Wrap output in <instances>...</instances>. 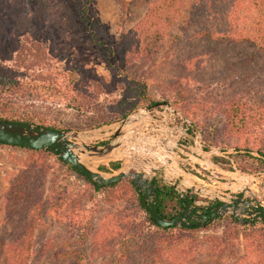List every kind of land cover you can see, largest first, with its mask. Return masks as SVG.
<instances>
[{"label":"rangeland","instance_id":"1","mask_svg":"<svg viewBox=\"0 0 264 264\" xmlns=\"http://www.w3.org/2000/svg\"><path fill=\"white\" fill-rule=\"evenodd\" d=\"M1 1L0 22L4 24L1 28L0 58H3L10 43L7 35L18 31L20 36L23 34L41 44L47 63L52 67L75 69L91 81L93 89L91 105H87L82 113L67 108L63 101H47L35 94H31V97H10L8 106L19 107L45 122H56L69 128L62 131L84 133L94 130L99 137L88 138L87 143L106 144L110 140L107 126L124 119L112 121L110 108L127 95L116 77L118 72L106 66L97 48L89 42L70 1ZM157 1L124 0L123 6L119 0H95L94 10L99 20L118 38L132 33L149 8L157 10L158 6L163 5ZM257 1L264 4V0ZM252 3V0H238L231 19L246 34L259 36L264 41V8L260 6L254 9ZM214 8L217 14L224 13L221 1L215 3ZM200 14L204 15V19L197 16L196 19L202 23L194 28L204 26L203 20L207 14L204 11ZM214 20L217 30L226 32L224 18L218 16ZM154 24L147 34L153 40H160L165 45L178 35L175 26L164 29V25L161 28L160 24ZM136 33L140 34L139 28ZM184 36L177 40L168 55L164 56L159 49L158 57L163 55L165 58L156 66L133 60L134 57L130 58L129 54L116 58L117 64L131 78L147 75L148 92L155 102L148 106L140 105L129 115L154 104L166 103V106L157 107L129 129L118 153L126 152L124 169L129 174L141 173L166 185H170L168 181L180 180L185 189L191 186L203 189V194L191 195L196 197L192 204L194 207L218 204L214 198L222 194L227 198L241 195L252 204L264 206V171L244 172L239 167L244 158H238L245 154L260 158L257 151L264 150V53L256 54L250 65L243 66L240 64L253 52L250 45H218L207 53L212 59L205 71L192 72L195 81L191 86L186 87L182 83L178 89L171 88L173 81L184 75L182 63L185 57L204 52L198 43L190 48ZM13 38L20 39L18 36ZM2 40L6 41L3 43ZM148 42L153 43L152 40ZM128 59L131 62L124 66ZM1 64L11 66L12 63L1 61ZM234 65L238 66L233 69ZM34 71L45 75L43 83L53 76L46 74V68L34 67ZM163 96L169 98L170 102L165 101ZM100 115L107 123L97 128L91 127ZM228 125L234 126V131L229 130ZM235 126L244 129L234 133ZM43 156L49 173L44 200L32 214L29 264H156L152 262L150 254L156 249L167 248L164 241L168 238L148 224L132 188H124L121 194L116 195L93 192L53 154ZM27 158L26 150L0 147V234L17 226L7 218L3 196L10 180L23 169ZM215 158L218 159L214 163ZM109 163L105 162L99 167H109ZM110 172L114 173L112 170ZM127 179L131 180H123ZM123 216L128 219L122 228L130 227L134 234H141L143 242L140 247L132 243L134 247L128 250L125 259L118 257L116 260L123 239L117 220ZM230 216L233 215L228 213L222 216L221 221L199 230L194 237H187L188 250H185L190 252V257L186 256L187 261L192 264H232L241 259L245 228L232 225ZM233 218L248 220L241 213ZM107 221L110 222L109 230L113 232L110 247L105 246V251L96 255L91 235L86 238L82 236L86 229H95ZM232 227L236 237L229 241L224 254L210 253L207 239L221 240Z\"/></svg>","mask_w":264,"mask_h":264},{"label":"trees","instance_id":"2","mask_svg":"<svg viewBox=\"0 0 264 264\" xmlns=\"http://www.w3.org/2000/svg\"><path fill=\"white\" fill-rule=\"evenodd\" d=\"M69 1L78 23L88 36L89 42L97 48L106 66L118 72L116 77L119 79L118 82L121 89L127 95L124 100H119L110 108L109 112L112 115V121L125 118L140 105L148 106L155 103L148 92L147 75L131 78L127 71L117 64L116 58L118 55L124 58L129 54L130 58L134 57L133 60L146 61L156 66L162 63L166 54L168 55L173 51L177 40L185 35L186 44L190 48L198 43L204 49V52L201 51L199 54L185 57L182 63L184 75L181 79L173 81V85L170 86L171 88L175 87L178 89L182 83L186 84V87L191 86L195 81L192 77V72L205 71L207 63L212 59L210 54L207 53L213 51L214 47L218 45H250L253 48V52L247 60L240 64L243 66L250 65L256 54L264 53V41L261 37L246 34L231 19L235 13L238 0H159L156 3L159 2L163 4L162 6H158L157 10L154 7L149 8L143 18L137 23L132 33L128 32L129 34L127 33L125 36H119L118 38L113 36L110 28L96 16L94 10L95 0ZM119 1L124 6V0ZM220 1L224 13L222 12L219 15L215 12L214 5ZM252 1L254 9H258L260 6L264 8V4L261 1ZM1 2L0 0V9L3 7ZM202 11L207 14L206 19L203 20L204 26L194 28L195 25L202 23L201 20L196 19L197 16H201V19H204V15L200 14ZM218 16L224 18L226 32H219L217 30L214 17ZM154 22L160 24L161 28L164 25V29H171V27L175 26L174 28L178 29V35L172 37L165 45L160 40L157 41L149 38L147 34L150 31V26L155 25ZM0 23L1 42V28L4 22ZM138 28L140 31L139 35L136 33V29ZM7 36L10 38V43L4 51L3 58H0V120L34 124L53 130H69L68 127L61 126L56 122H45L39 116L25 112L19 107L8 106L11 101L10 97H31V94H35L47 101H63L67 108L82 113L87 105L91 103L93 93L91 81L75 69L52 67L51 64L47 63V56L41 44L26 38L23 34L20 36L18 31L11 32ZM16 36L20 39L15 40L13 37ZM148 40H152L153 43H149ZM3 41L5 42L6 40ZM159 49L162 50L164 56L158 57ZM1 61L12 64L11 66L2 65ZM129 62H131V59L126 60L124 66H128ZM237 66L234 65L233 69ZM34 67L46 68V74L53 76L46 78V83H43L45 75L43 76L40 72L35 73ZM49 71L51 72L48 73ZM57 80H60L61 83L58 84L59 81ZM164 99L170 102L169 98L164 97ZM106 123L105 118L100 115L95 118L94 124L91 127L97 128ZM227 127L229 130L234 131V126L228 125ZM240 129L244 128L235 126L234 133H238L241 131ZM3 146L26 150L28 151V158L24 162L23 169L10 180L9 188L3 196V206L7 218L9 221H14L17 226L10 231H3L0 234V264H29V241L34 217L32 214L44 200L45 183L49 173V167L46 165L43 155H52V153L45 150L41 151L0 144V147ZM257 153L260 155V158L248 154L238 157L244 158L243 164L239 165L242 171L247 173L264 171V150H258ZM217 159H213V162L215 163ZM58 161L81 178L91 187L93 192L116 195L118 193L121 194L124 188L130 187L134 190L138 206L145 213L148 224L162 233V236H167L168 238L164 241L168 245L167 248L156 249L150 254L152 262H156V264H192L191 261L186 260V256L190 257V252L185 250L186 248L188 250L189 240L187 237H194L199 230L222 220V217H219L209 220L201 226L161 228L144 208L141 201V193L131 180H121L100 188L61 160L58 159ZM119 167L120 162H110L109 167L101 166L99 169L109 172V170L117 171ZM155 186V206L159 215L165 219H172L179 215L185 210V205L191 206L196 198L188 195L180 196L173 186L163 184L162 181L155 182ZM205 213L209 212L206 211ZM229 218L232 225H240L245 228L244 254L241 259L234 261L232 264H264V221H239L233 218V216ZM127 219L128 217L123 216L117 220L118 230L122 233L121 237L123 235V239L120 242V251L115 256L116 260L118 257H121L123 260L125 259L128 250L134 247V245L131 246L132 243L140 247L143 242L141 234H134L130 227L122 228L123 224L126 225ZM187 221L189 222V220ZM109 223L107 221L92 230L86 229L85 234L82 236L86 238L91 235L94 240L96 255H100L102 251H105V246L110 247V237H112L113 232L109 230ZM234 233L235 231L232 227L225 232L226 236L221 240L208 238L209 246L207 250L214 255L224 254V251L228 248L229 241L234 240L236 237ZM135 249L137 248L135 247Z\"/></svg>","mask_w":264,"mask_h":264},{"label":"water","instance_id":"3","mask_svg":"<svg viewBox=\"0 0 264 264\" xmlns=\"http://www.w3.org/2000/svg\"><path fill=\"white\" fill-rule=\"evenodd\" d=\"M163 105L166 106V103L154 104L127 116L111 126H107V129L110 130V140L104 145L87 143L88 138L99 137L94 130L84 133L62 131L43 128L34 124L2 120H0V144L49 151L56 158L73 168L77 173L87 177L94 185L100 188L117 183L124 178H130L134 186L141 192V201L144 208L161 228L201 226L209 220L222 217L228 213H231L234 217L241 213L249 221H264L263 205L259 203L252 204L241 196L227 198L224 194L215 196L214 199L219 203L204 207V209L209 210V213H198V217L192 218L193 222H188L185 216L195 208L187 204L185 205V210L172 219H165L159 215L155 206V180L147 178L141 173H127L124 169V161L127 159L126 152L118 153L120 147L126 141L129 129L138 124L148 113ZM81 159L95 162V168L90 169ZM111 161L120 162L119 169L114 171V173L105 172L98 168L100 164ZM180 182V180L168 181V184L172 185L181 196L203 194V189L194 186L185 189Z\"/></svg>","mask_w":264,"mask_h":264},{"label":"flooded vegetation","instance_id":"4","mask_svg":"<svg viewBox=\"0 0 264 264\" xmlns=\"http://www.w3.org/2000/svg\"><path fill=\"white\" fill-rule=\"evenodd\" d=\"M189 131L191 132V130H189ZM192 207H194V206H192ZM194 208L195 209L193 211H191L189 214H186V216H185L186 217V220H189V221L193 222V219L192 218L198 217L197 216L198 213L202 214V213H205L206 211L209 212V210L204 209V207H197V206H195Z\"/></svg>","mask_w":264,"mask_h":264},{"label":"bare ground","instance_id":"5","mask_svg":"<svg viewBox=\"0 0 264 264\" xmlns=\"http://www.w3.org/2000/svg\"><path fill=\"white\" fill-rule=\"evenodd\" d=\"M81 161L83 162V163H85L90 169H93V168H95V162H91V161H89V160H86V159H81Z\"/></svg>","mask_w":264,"mask_h":264}]
</instances>
